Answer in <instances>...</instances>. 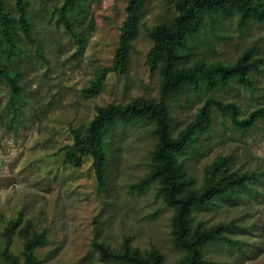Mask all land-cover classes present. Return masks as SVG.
<instances>
[{
  "label": "rangeland",
  "instance_id": "1",
  "mask_svg": "<svg viewBox=\"0 0 264 264\" xmlns=\"http://www.w3.org/2000/svg\"><path fill=\"white\" fill-rule=\"evenodd\" d=\"M62 1L29 0L32 33L42 57L35 52L36 43L28 42L21 32L25 56L7 58L0 52V63L17 73L19 87L12 94L0 77V232L17 223L9 249L21 259L22 229L30 226L45 232L47 241L35 249L42 264H121L102 260L93 240L110 251L127 249L142 257L155 253L163 264H173L184 255L172 242L175 210L158 196L157 183L141 186L153 169L155 124L136 121L115 126L111 156L102 169L103 187L91 156L72 165L66 153L73 142L70 130L83 135L97 107L159 97V74L146 64L152 44L149 31L171 22L176 10L169 0H146L121 73L113 65L127 1L86 0L71 14L72 26L83 39L82 49L57 21L55 8ZM205 39L211 40L210 46ZM201 40L194 58L232 62L253 45L257 56L264 57V21L239 31L234 19L226 18ZM255 82L253 90L233 84L215 93L235 102L243 117L264 105V71ZM205 96L172 103L173 135L194 120ZM197 145V153L178 154L188 182L185 188L201 191L206 169L219 156L227 158L231 172L256 175L231 197L192 214V228L220 222L227 226L221 232L229 241H210L203 254L218 264H264V119L240 131L227 116L213 113Z\"/></svg>",
  "mask_w": 264,
  "mask_h": 264
},
{
  "label": "trees",
  "instance_id": "2",
  "mask_svg": "<svg viewBox=\"0 0 264 264\" xmlns=\"http://www.w3.org/2000/svg\"><path fill=\"white\" fill-rule=\"evenodd\" d=\"M126 17L121 27L118 47L115 51L113 69L124 73L129 48L138 31L139 19L146 0H126ZM176 10L171 22H162L149 31L151 47L147 53L146 64L152 72L159 74V97H136L130 103L107 104L97 107L86 132L81 135L75 129L73 142L68 145L66 161L72 165L82 162L84 156L92 157L100 187H103L102 169L111 156L110 144L116 125L132 122L154 123L156 136L151 151L153 169L142 180L141 186L157 183V193L167 204L173 206V245L184 251V255L173 264H218L203 254V247L210 241H229L223 235V222L209 228L199 224L192 228V214L207 209L217 199L231 197V194L246 187L255 179V173L237 170L230 171L225 156L216 157L206 169V183L201 191L185 188L186 173L178 161V154L190 151L197 153L201 134L210 127L212 114L218 112L222 118L227 116L232 126L247 131L257 120L264 119V105H259L246 116H239L235 102L224 101L215 91L233 84L253 90L257 87L256 76L264 71V57L257 56L256 45L247 47L232 62L211 61L195 55L201 36L213 29L224 19L236 22L239 31H246L252 22L264 21V0H169ZM0 0V52L7 58L26 55V46L21 43V35L28 42L36 43L35 52L42 57L40 43L32 33L31 9L29 0ZM86 0H63L55 8L60 22L83 48V39L72 26L71 14L78 12ZM16 15H13V11ZM210 46L211 40L205 39ZM0 77H4L11 93L18 92L17 73L9 66L0 63ZM206 94L194 120L177 135L171 129L169 114L172 103H179L183 97ZM188 183V182H187ZM232 225V223H230ZM17 223H9L0 232V264H42L36 257L35 249L47 241L45 232L38 233L26 226L21 231L23 237L22 259L10 251L12 236ZM21 230V229H19ZM94 248L104 261L121 264H163L162 257L151 254L139 256L137 252L110 251L105 245L93 240Z\"/></svg>",
  "mask_w": 264,
  "mask_h": 264
}]
</instances>
